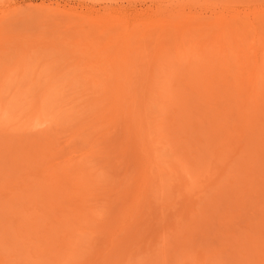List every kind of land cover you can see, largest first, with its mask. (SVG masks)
<instances>
[{
    "label": "rangeland",
    "instance_id": "rangeland-1",
    "mask_svg": "<svg viewBox=\"0 0 264 264\" xmlns=\"http://www.w3.org/2000/svg\"><path fill=\"white\" fill-rule=\"evenodd\" d=\"M0 264H264V0H0Z\"/></svg>",
    "mask_w": 264,
    "mask_h": 264
}]
</instances>
